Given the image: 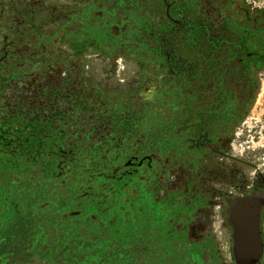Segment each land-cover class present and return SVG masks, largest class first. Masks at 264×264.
I'll return each mask as SVG.
<instances>
[{
  "label": "rangeland",
  "instance_id": "rangeland-1",
  "mask_svg": "<svg viewBox=\"0 0 264 264\" xmlns=\"http://www.w3.org/2000/svg\"><path fill=\"white\" fill-rule=\"evenodd\" d=\"M134 1L140 8L151 6L150 0ZM123 2L0 0L3 73L18 71L20 85L29 93L44 77L66 71L74 83L86 89L87 97L91 96L83 115L74 113L69 120L54 123L31 118L28 110L11 115L0 93V140L10 146L9 150L23 154L20 163L25 176L33 177L23 178L30 183L23 182L18 189L22 211L0 233L16 248L17 255L11 260L15 264H37L32 253L44 246L50 249L51 242L41 236L31 209L40 196L43 207L49 198L55 205L58 198L52 199L51 193L48 196V183L59 191L58 208L68 210L70 218L89 219L87 212L92 210L94 215L99 210L101 220H110L118 227L151 218L166 228L164 225L176 221L181 222L179 234L188 240L207 238L223 245L221 197L229 190L239 192L235 181L250 177L261 164L256 159L264 150V70L255 74L256 88L246 113L232 133L228 131L223 137L222 155L202 152L176 165L175 159L170 162L160 152L150 156L138 126L127 134L94 129L96 120L107 122L131 110L136 113L131 121L137 118L144 123L155 96L162 97L169 85L170 75L155 57L128 39L134 26L133 12ZM197 2L223 8V14L231 12L242 26H264V0ZM101 33L118 37L109 41ZM138 49L140 54L135 52ZM247 159L253 161L248 163ZM148 165L160 171L162 183L157 190L149 187L147 179L143 181L146 176L142 171ZM11 183L17 186L22 181L14 178ZM144 189L150 190V197L134 192ZM115 190L122 193L115 195ZM76 204L80 206L75 208ZM41 260L40 264H48L47 258Z\"/></svg>",
  "mask_w": 264,
  "mask_h": 264
},
{
  "label": "flooded vegetation",
  "instance_id": "flooded-vegetation-1",
  "mask_svg": "<svg viewBox=\"0 0 264 264\" xmlns=\"http://www.w3.org/2000/svg\"><path fill=\"white\" fill-rule=\"evenodd\" d=\"M117 1H124L127 5L128 1L134 0ZM186 2L188 7L196 6L204 12L207 18L203 22L217 27L211 32L202 27L205 33L195 36L190 24L183 40L176 44L172 42V47L167 50L174 55L179 54L181 60L178 57L173 60L182 63L179 74L169 78L168 88L162 97L155 96V104L147 110L146 121L143 123L137 118L131 121L136 114L131 110L121 116H112L107 122L101 118L93 124L94 129L109 134L132 133L138 126L150 156L152 152H160L170 162L175 159L173 163L176 165L182 159L202 152L225 153L223 137L228 131L232 133L236 122L246 113L256 88L255 74L264 70V26L257 29L245 27L233 20L231 12L223 14V8L215 9L197 0ZM153 18V22L158 23L162 17L156 15ZM141 49H146L148 53L150 50L147 47ZM19 81L18 71L5 74L0 67V93L4 95L7 111L11 115L16 111L20 114L27 111L22 102L15 101L17 98L14 91L17 89L25 95ZM50 121L59 123L57 117ZM98 121L101 123L95 124ZM9 148L8 144L0 140V233L22 211L21 203L17 202L21 193L19 187L29 185L30 182L25 183L24 179H33L29 175L25 176L20 163L23 154ZM262 151V157L256 159L261 164L257 165L252 175L235 181L239 192L229 190L221 197L223 245L206 241L207 238L188 240L185 235L179 234L181 222L176 221L169 226L164 225L166 228L151 218L141 224L131 220L118 227L110 220H101L103 213L99 210L94 215L92 210L87 212L91 215L89 219L70 218L67 216L68 210L58 208L61 199L59 191L48 183L45 188L48 196L51 193L52 199L58 198L55 205L50 203L49 198L43 207L41 203L44 198L40 196V199L35 198L31 209L36 215L34 218L38 220V231L51 242V246L50 249L46 246L37 249L31 258L38 261L37 264L42 263L41 258H47L48 264H238L229 207L235 203L236 197L253 195L257 199L255 205H260L258 235L261 252L250 264H264V168H260L264 166ZM246 161L250 163L253 160ZM142 172L146 176L143 181L147 179L149 187L157 190L162 183L160 171L148 165ZM14 178L22 183L13 186L11 181ZM140 186L143 184L140 183ZM149 191L144 189L143 192H134L150 197ZM114 192L115 195L122 193L118 190ZM9 241L10 238L0 235V264H15L11 260L17 255L14 252L16 248L11 247Z\"/></svg>",
  "mask_w": 264,
  "mask_h": 264
},
{
  "label": "trees",
  "instance_id": "trees-1",
  "mask_svg": "<svg viewBox=\"0 0 264 264\" xmlns=\"http://www.w3.org/2000/svg\"><path fill=\"white\" fill-rule=\"evenodd\" d=\"M187 0H150L151 6L140 9L138 3L128 1L134 20V28L129 33V40L140 47L149 48V53L155 57L157 64L167 75L172 78L179 74L180 58L179 54L174 55L167 49L173 43H178L184 38L188 26L191 24L194 35L205 33L202 27L208 28L209 32L216 29L212 23L203 22L207 18L204 12L194 7H188ZM162 17L158 23H154V18ZM192 18V20H191ZM156 19V18H155ZM188 21H191L188 23ZM106 40L111 41L118 36L102 34ZM140 53L139 49L135 50ZM178 57L179 62L173 60ZM168 75V76H169ZM74 79L66 71L52 75L38 82L29 93H24L17 89L16 102L30 112V117L35 119H54L57 117L59 122H65V118H70L75 113L83 115L86 111V103L89 104L90 97H87L86 89L79 83H74ZM85 93V94H84ZM88 94V93H87ZM87 99V100H85ZM80 115V116H81ZM69 116V117H68ZM79 117V116H76ZM74 120V119H73ZM101 122H96L99 125Z\"/></svg>",
  "mask_w": 264,
  "mask_h": 264
},
{
  "label": "water",
  "instance_id": "water-1",
  "mask_svg": "<svg viewBox=\"0 0 264 264\" xmlns=\"http://www.w3.org/2000/svg\"><path fill=\"white\" fill-rule=\"evenodd\" d=\"M254 196L239 197L229 207V219L234 229V253L238 264L253 263L260 256L258 235L259 204Z\"/></svg>",
  "mask_w": 264,
  "mask_h": 264
}]
</instances>
